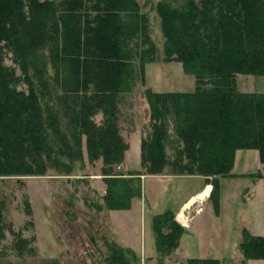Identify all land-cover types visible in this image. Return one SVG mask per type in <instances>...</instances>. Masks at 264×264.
Returning <instances> with one entry per match:
<instances>
[{
  "label": "trees",
  "instance_id": "1",
  "mask_svg": "<svg viewBox=\"0 0 264 264\" xmlns=\"http://www.w3.org/2000/svg\"><path fill=\"white\" fill-rule=\"evenodd\" d=\"M158 11L165 60L182 63L196 84L189 92L145 90L152 120L151 134L141 140L145 173L160 172L167 164L180 174L229 175L237 149H256L264 165V92L236 88L237 74L264 76V0H183L177 7L162 1ZM147 23L136 0H0V176L44 175L45 161L57 168L62 164L58 155L70 161L78 149L82 154V135L88 156L103 157L104 180L114 182L116 174H124L111 172L128 147L115 113L118 96L138 77L132 59L138 57L136 79L142 81L144 64L154 60ZM6 52L12 66L4 61ZM99 112L101 124L93 119ZM167 115L173 116L174 132L183 142L178 153L185 164L167 159ZM67 127L69 138L61 131ZM50 131L58 137L55 148L48 144ZM255 176L264 178V167ZM207 181L217 213L219 183ZM106 189L108 208L129 207L128 196L111 185ZM3 202L0 195V239ZM152 229L160 256L178 247L184 231L171 210L155 214ZM241 236L244 258L264 259V236L246 228ZM27 241L19 237L15 242L20 253ZM110 245L106 264H133L136 257L129 258L128 249ZM187 264L221 262L189 258Z\"/></svg>",
  "mask_w": 264,
  "mask_h": 264
},
{
  "label": "rangeland",
  "instance_id": "2",
  "mask_svg": "<svg viewBox=\"0 0 264 264\" xmlns=\"http://www.w3.org/2000/svg\"><path fill=\"white\" fill-rule=\"evenodd\" d=\"M136 1L140 5V13L148 21L146 32L155 56L153 61L144 64L143 81L136 79L139 78L138 57L132 59L131 69L138 77L131 82L130 90L118 96L115 125L128 147L120 163L112 164L111 172L124 174H116L119 178L114 182L104 180L101 174L103 157L94 153L91 157H96L88 156L86 135H82V154L78 149L73 160L69 161L66 156L53 153L51 157L58 155L62 164L56 168L45 161L47 171L44 175H1L0 195L4 201L1 215L5 228L4 237L0 239V264H106L111 243L123 248L126 246L130 251L128 257L131 258V254L136 257L133 264H187L189 258L176 252L178 247L160 256L155 244L152 217L171 210L181 224L173 210L195 188L201 187L202 180L195 176L203 177L205 182L214 179L219 183V211H214L208 196L206 200L209 203H204V210L196 216L195 224L208 235H219L209 243L213 242V247L220 250L221 264H246L250 260L244 258L238 247L243 228L249 233L264 235V208L260 206L263 205L264 185L254 188L256 197L250 189L254 181L252 177L256 178L255 174L262 166L254 150H243L246 165L239 161V155L229 175L224 176L216 174L206 178L199 174H180L176 170L173 172L167 164L160 172L146 174L141 166V140L148 138L152 132L151 110L145 90L189 92L194 90L196 78L184 71L182 63L164 58L165 37L161 30L158 3L167 1L177 7L183 0ZM140 39H137L138 42ZM141 49L143 47L138 48ZM4 61L12 66L9 52L5 53ZM49 73L53 76L51 68ZM236 80V88L240 92H264V76L237 74ZM20 87L25 88L26 85L22 83ZM56 90L59 91V88ZM93 119L97 124L103 122L100 112ZM166 119L169 124V137L164 149L167 159L185 164L187 161L183 154L178 153L183 142L174 132L173 116L167 115ZM61 131L66 132L69 138L70 127L61 128ZM48 133V144L55 148L58 145L53 142H57L55 138L58 137L52 131ZM92 143L95 147L98 145L96 140ZM75 157L78 159L75 160ZM107 185L128 196V208H108L103 200ZM174 185L178 186L175 190ZM194 207L196 204L187 208L186 215ZM215 214L220 215L217 217ZM19 237L28 240L22 253L14 245ZM187 248L195 256L198 249L205 250L207 247L197 246L195 239Z\"/></svg>",
  "mask_w": 264,
  "mask_h": 264
},
{
  "label": "crops",
  "instance_id": "3",
  "mask_svg": "<svg viewBox=\"0 0 264 264\" xmlns=\"http://www.w3.org/2000/svg\"><path fill=\"white\" fill-rule=\"evenodd\" d=\"M139 141H140V139H139ZM243 150H246L247 152H251L252 150H254L256 152L255 156H258V151L256 149H237L235 152L233 167L236 165L237 157H239V155H240L239 161L243 163V166L246 165V155H243V153H242ZM258 160H259V157H258ZM263 167H264V165L262 164L259 171H262ZM120 168H121V166H120ZM237 174H248V173L238 172ZM119 176H121V175H119ZM102 177H103V175H102ZM195 177L202 180L203 186L201 185V187L198 186L197 188H195L185 199L181 200L180 204L177 207H174V210H173L176 214L177 220H179L180 222H183L182 225L184 227V231L180 237V244H179L178 248L176 249V252L179 251L187 259L188 258H195V257L196 258H213V259H217L221 262L222 259L219 258L220 255L218 254V253H220V250L215 249L213 247V244H212L213 242L209 243L210 240H213L215 238L216 239L219 238V235H216V234L208 235V234L204 233L203 231H201V228H199L198 225L195 224L196 216L199 213H202V211L204 210V203L205 202L209 203V200H206V199H208L209 193H210L211 188H212L210 184H208L207 182H205L203 180V177H201V176H195ZM252 178L254 181L251 184L252 186L250 189L253 190V192L255 193V194L253 193L254 197H256V191H254V188H256V187L259 188V187L263 186L264 185V178H255V177H252ZM177 188H178V186L174 185V190ZM194 204H196V207H194L186 215V213H185L186 209L189 208L191 205L194 206ZM260 206H262L264 208V198H263V205H260ZM220 214H221V211H220ZM220 214H218V216ZM250 234L256 235L254 233H250ZM195 239H196L197 246H200L201 248H203V247H207V248L205 250L204 249H198V254H195V256H193L194 254H191L188 251L187 246L189 245V243L195 242ZM125 248H127V247L125 246ZM143 252L145 253L146 251L144 250ZM140 256L141 255H139V257ZM245 263L246 264H264V259H256V260L250 259V260L246 261Z\"/></svg>",
  "mask_w": 264,
  "mask_h": 264
},
{
  "label": "built area",
  "instance_id": "4",
  "mask_svg": "<svg viewBox=\"0 0 264 264\" xmlns=\"http://www.w3.org/2000/svg\"><path fill=\"white\" fill-rule=\"evenodd\" d=\"M181 223H183V222H181Z\"/></svg>",
  "mask_w": 264,
  "mask_h": 264
}]
</instances>
